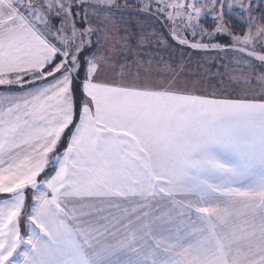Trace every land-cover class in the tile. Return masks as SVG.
I'll list each match as a JSON object with an SVG mask.
<instances>
[{
	"label": "snow or ice",
	"instance_id": "obj_1",
	"mask_svg": "<svg viewBox=\"0 0 264 264\" xmlns=\"http://www.w3.org/2000/svg\"><path fill=\"white\" fill-rule=\"evenodd\" d=\"M160 2L158 11L173 9L166 13L177 24L173 36L188 43L179 27L195 30L204 8L221 0ZM239 5L244 9L245 0ZM117 8L118 0H0V86L54 77L30 98L0 100V193L11 194L0 199V264H122L119 254L129 252L137 259L124 264H264V95L247 98L248 89L264 94V54L254 44L264 40V20L250 21L254 33L231 37L242 45L236 51L260 62L257 71L251 59L237 58L255 79L235 69L230 79L243 94L206 98L100 81L106 69L118 67L123 76L127 67L107 54L114 46L99 51ZM223 17H216L215 34L229 31ZM120 40L119 51H129L128 38ZM86 48L96 50L85 58ZM81 72L90 103L76 123L73 84ZM70 126L66 151L51 157L55 175L38 182ZM28 186L39 193L30 211ZM178 194L198 199L177 200ZM157 197L170 198V212L187 214L191 231L164 230L160 217L141 211ZM117 198L133 207L94 216L105 205L121 207ZM22 215L34 225L26 238Z\"/></svg>",
	"mask_w": 264,
	"mask_h": 264
},
{
	"label": "crops",
	"instance_id": "obj_2",
	"mask_svg": "<svg viewBox=\"0 0 264 264\" xmlns=\"http://www.w3.org/2000/svg\"><path fill=\"white\" fill-rule=\"evenodd\" d=\"M78 7L82 8V6ZM130 8L123 6L113 10V15L106 24V27L111 34V38L107 43H104L102 40L101 45L99 46L100 53H104L107 49L114 46L116 50L109 51L107 54L112 56L113 59H119L120 63L126 64L127 67L124 70L123 76L117 74L119 72L118 67L116 72H114L112 68L106 69L100 76L101 82L137 88L146 87L156 90L167 89L180 94L203 97L205 95L195 93L192 94L191 89V81L194 77H196V75H198L197 73L194 74V67L197 65L201 67L205 74H207V84L211 86L212 89L216 88L215 72L213 67L214 64L209 62V60L213 61L214 58L209 57L210 53H204V51H200L198 48L191 47V42L190 44L180 43L179 39L173 36L170 32L171 28L165 20L152 17L147 11H139ZM82 17L83 12H81V16L77 17L78 21L80 19V24L84 23ZM91 18L95 20V17ZM125 36L128 38L130 50L121 53L119 51L121 43L120 38ZM142 36L147 37V40L141 46H138L137 42ZM179 38L187 40V38L181 34V31ZM93 39L95 40V36ZM95 50V48H86L82 55L87 58L91 52ZM192 73L193 75H190ZM209 74H211L212 77L214 75L213 81L210 84L208 77ZM59 75V73H56V76ZM179 78H184L186 80L179 83ZM53 79L54 77L52 76H48L46 79L37 80H32L29 77L22 83L2 85L0 86V100L4 97H9L16 98L13 102H19L20 98H30L29 93H33L37 89L45 87L47 84L51 83ZM83 79L84 73L81 72L79 78L75 80V82H79V90L73 91L76 123H78L81 106L85 102L90 103L89 98L82 90ZM218 85L220 84L218 83ZM189 89H191V92L188 91ZM230 91L231 90H228L227 93H225V91H220L221 94L219 92L220 95L215 96L231 98ZM207 92H209V90ZM207 92H203L202 94ZM247 92L249 99H256L257 96L263 95L256 89H248ZM236 94L242 95L243 90L241 88L238 89ZM3 103L7 104L8 101L4 100ZM73 131L74 127L72 126L65 129V132L61 135V139L58 141L56 148L53 152L48 154L50 163L45 166L44 171L39 177H37L38 182L40 181V178H51V176L55 175V166L51 163V157L54 155H63L68 147L70 136ZM60 145L62 147L61 150L58 151L57 149ZM34 193L35 195L39 194L31 186H28L25 189L26 211H30V209L27 208L28 205L35 203ZM0 194L4 195L0 197V199L11 196L10 193ZM32 227H34V225H31L29 221H26L25 216L22 215L20 218L21 236L26 238L27 235L30 234ZM21 247L23 249L24 246ZM20 259L23 258L20 257Z\"/></svg>",
	"mask_w": 264,
	"mask_h": 264
},
{
	"label": "rangeland",
	"instance_id": "obj_3",
	"mask_svg": "<svg viewBox=\"0 0 264 264\" xmlns=\"http://www.w3.org/2000/svg\"><path fill=\"white\" fill-rule=\"evenodd\" d=\"M130 1H134L135 3H137V6H128L129 8L132 7L130 9H136L139 11L140 10L143 11L142 9L145 6H147V12L150 13L152 17L165 20V22L168 23V26L171 29L177 28V24H174L171 21H169L166 16V13L173 11V9L167 8L165 9L164 12L158 11L159 8L164 7L163 3H161L160 0H130ZM221 1H222V4L220 5L219 9L224 8V6L229 9L228 5L231 4L232 5L231 9L238 10L239 12H237V14H239L240 16L244 15V17H246V21L249 24V28H250V21H251V24L260 26L261 21L264 20V19H260L264 16V11H262L264 9L260 10V8L264 7V0H245L244 9H241L239 5V0H221ZM169 2H171V0H169ZM183 2L185 4H188V3H192L193 0H183ZM198 2L202 4L204 0H198ZM205 8H208V6H206ZM249 12L251 13V16L249 15ZM76 22L78 25H80V19L78 21L77 17H76ZM244 22H245V19L243 23ZM182 28L183 26H180L178 29V33H177L178 37L180 35V30ZM188 31H189L188 33L192 34V30H188ZM248 33L249 31L244 35H247ZM244 35H235V36L243 37ZM187 41H191L192 43V41L194 40L191 39ZM233 42L234 43L230 46H220L219 48H208V49L198 48L200 51H204V53H210L209 57L214 58L213 61L209 60V62L214 64L213 67H214V72H215L216 88L212 89V87L207 84L208 83L207 74L204 73L201 67L195 65L194 74L197 73L199 76L196 75V77H194L193 80L191 81L192 94L195 93V94L205 95L203 97H206V98H223L221 96L218 97L215 95H220L221 94L220 91H225V93H227L228 90H231L230 91L231 98H238L236 96H240V95H237L236 92L238 89H240V87L237 86V84L230 79V76L236 74L234 70L239 69V68H244L245 71H247L249 75L253 76V78L255 79V74L251 72V70L249 69L247 65L237 63V58L244 57V59H251L253 61V64L256 66L257 71L260 70V67H261L260 62L256 61L254 58L247 57L246 54L244 53H239L238 51H236V49L238 47H241L242 45H238L234 40ZM194 43H203V42L195 41ZM187 44H190V42H188ZM211 44H215V43H211ZM254 44H255V50L258 53L264 54V40L257 38L254 41ZM249 47H252V45H249ZM190 75H193V73ZM208 77H209V84H210L213 81L214 75L212 77V75L209 74ZM179 79H180L178 81L179 83L186 80L184 78H179ZM189 81H190V78H189ZM228 81H229V84H228ZM218 83L220 85H218ZM191 89H189L188 91H190ZM208 90L209 92H207ZM256 90L260 91L259 88H256ZM203 92H207V93L202 94ZM261 97L262 96H257L256 100H260ZM247 98L249 99L248 96ZM61 147L62 146L60 145L57 150L58 151L61 150ZM39 180H41V178ZM175 198L177 200L198 199L197 197H186L181 194H178ZM169 199L170 198L165 197L163 200H161L159 197H157L155 200L151 202V204L148 207L141 209V211L148 212L152 218L160 217L161 219L157 220V224H160L162 229L164 230H169L175 234H185L191 231L193 224H192V221L189 219V216L187 214L179 215L174 209L170 212V209H172V205L168 202ZM116 203L120 204L121 207L105 205L104 211L96 212L94 213V216L96 217L108 216L110 213L119 214L122 211L123 207H128V208L133 207L132 204H130L126 200H123L122 198H117ZM196 215L197 214L195 212H192L193 218H195ZM100 222L103 223L104 221H100ZM165 234H167V231ZM120 238L122 239L123 237L120 236ZM112 242L115 243V240H113ZM140 243L142 244L143 241H141ZM118 258L122 262V264H124V262L130 259L131 260L137 259V254L135 252H129L127 254L120 253Z\"/></svg>",
	"mask_w": 264,
	"mask_h": 264
},
{
	"label": "trees",
	"instance_id": "obj_4",
	"mask_svg": "<svg viewBox=\"0 0 264 264\" xmlns=\"http://www.w3.org/2000/svg\"><path fill=\"white\" fill-rule=\"evenodd\" d=\"M119 7H128V6H137V3L130 0H118ZM153 4V3H152ZM203 4V2H202ZM221 3L216 4L215 6L211 5L210 3L207 5L208 8H204V10L201 13V17L198 22L194 21L193 23H198V27L193 30L191 28L184 29L182 28L181 34H183L187 40H194L195 41H201L203 44H221L220 46H230L234 42L232 40V36L235 35H244L248 31L254 32L255 30L253 28H249V24L246 21V17L244 15L240 16L237 14L239 12L238 10L228 9L224 6V8L219 9ZM255 4V3H254ZM264 9V7L260 8V10ZM209 10H211L210 14ZM264 11V10H262ZM224 13L223 22L228 28L227 34H215L214 33V26L217 23L216 17L221 13ZM236 13V14H235ZM243 18V19H242ZM245 19V22L243 23ZM260 19H264V16ZM203 28L204 31H200V28ZM188 30H192V34L188 33ZM193 31H195V34H193ZM208 33H213L211 37H209ZM191 42V41H189ZM79 90V82H74V91ZM4 196L3 194H0V197Z\"/></svg>",
	"mask_w": 264,
	"mask_h": 264
}]
</instances>
